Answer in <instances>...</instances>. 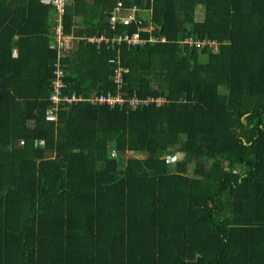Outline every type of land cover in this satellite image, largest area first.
<instances>
[{
    "label": "trees",
    "instance_id": "16d2710c",
    "mask_svg": "<svg viewBox=\"0 0 264 264\" xmlns=\"http://www.w3.org/2000/svg\"><path fill=\"white\" fill-rule=\"evenodd\" d=\"M54 13L0 0V264H264V0H70L52 121Z\"/></svg>",
    "mask_w": 264,
    "mask_h": 264
},
{
    "label": "built area",
    "instance_id": "2783aa9c",
    "mask_svg": "<svg viewBox=\"0 0 264 264\" xmlns=\"http://www.w3.org/2000/svg\"><path fill=\"white\" fill-rule=\"evenodd\" d=\"M45 3H50L55 7V18H56V25H55V38L51 43V47H55L59 50V56L56 62V69H55V77L52 79V92L50 95V99L53 103L49 107V118H56V110L59 108L60 104L63 102L73 103L79 100H82L83 97L81 95H77L76 93L73 94H66L63 93V89L66 86V83L63 79L65 75V70L61 65V58L64 55V50L68 47L69 40L72 38V35L66 34L64 31L63 25V16L66 12V7L70 0H42ZM140 7L138 5H133L131 7H125L122 2H118V4L114 7L113 10L110 11L109 21L111 25L114 27L117 23L123 22L124 24H131L134 20L138 19ZM142 12V11H141ZM152 26H149V22L147 21L141 24L138 31L133 33L126 32L125 34H121L110 38L105 34H101L100 36H93L89 37V41L101 43L105 41L107 43L115 42L118 40L119 42L127 41L128 43L139 44L144 43L145 39L142 38L141 31L142 29H152ZM164 39V38H163ZM151 41L156 40L155 37H151ZM201 42V44H204ZM127 71L120 63L115 67L114 70V81L117 84L119 91L117 94L112 93H100V94H93L89 100L94 104H106V105H122L127 104L133 107L140 105L141 103H147L148 101H156L158 104L163 102V98H150L146 100H141L135 96L132 97H125L123 92L120 89L124 86L125 82V72ZM44 143V142H43Z\"/></svg>",
    "mask_w": 264,
    "mask_h": 264
},
{
    "label": "crops",
    "instance_id": "0c3cea01",
    "mask_svg": "<svg viewBox=\"0 0 264 264\" xmlns=\"http://www.w3.org/2000/svg\"><path fill=\"white\" fill-rule=\"evenodd\" d=\"M55 14V13H54ZM82 30V29H81ZM80 30V31H81ZM80 31H79V33H80ZM74 36H75V34H74ZM53 41V40H52ZM51 95V94H50ZM51 105H53V103H52V101H51V103H50V105L48 106V108H47V110H46V117H47V119L48 120H52V121H54L55 119L54 118H49V107L51 106ZM58 111H59V108L56 110V112H55V114H57L56 115V119H58Z\"/></svg>",
    "mask_w": 264,
    "mask_h": 264
},
{
    "label": "rangeland",
    "instance_id": "374dc122",
    "mask_svg": "<svg viewBox=\"0 0 264 264\" xmlns=\"http://www.w3.org/2000/svg\"><path fill=\"white\" fill-rule=\"evenodd\" d=\"M150 13H151V11H150ZM199 16H201V11L199 12ZM69 44H70V48L73 47V46H74V42H73V40H70V43H69ZM40 142L43 143L44 141L41 140ZM129 154H130V153H129ZM182 157H183V154L178 152L176 158H177V159H180V158H182Z\"/></svg>",
    "mask_w": 264,
    "mask_h": 264
},
{
    "label": "water",
    "instance_id": "95a60500",
    "mask_svg": "<svg viewBox=\"0 0 264 264\" xmlns=\"http://www.w3.org/2000/svg\"><path fill=\"white\" fill-rule=\"evenodd\" d=\"M79 30H81V28H79V27H77V28L75 29L74 34H75L76 37H78V36H80V35L82 34V31H80V33H79Z\"/></svg>",
    "mask_w": 264,
    "mask_h": 264
},
{
    "label": "clouds",
    "instance_id": "9594fccd",
    "mask_svg": "<svg viewBox=\"0 0 264 264\" xmlns=\"http://www.w3.org/2000/svg\"><path fill=\"white\" fill-rule=\"evenodd\" d=\"M67 34V33H66ZM69 35V34H68ZM72 38H73V36H72ZM72 38L70 39V40H72ZM70 40H69V43H70ZM68 43V47L67 48H69L70 47V44ZM55 120H57L56 118H55Z\"/></svg>",
    "mask_w": 264,
    "mask_h": 264
},
{
    "label": "bare ground",
    "instance_id": "6f19581e",
    "mask_svg": "<svg viewBox=\"0 0 264 264\" xmlns=\"http://www.w3.org/2000/svg\"><path fill=\"white\" fill-rule=\"evenodd\" d=\"M64 25V24H63ZM80 28V27H79ZM80 31V30H79ZM57 115V114H56Z\"/></svg>",
    "mask_w": 264,
    "mask_h": 264
}]
</instances>
